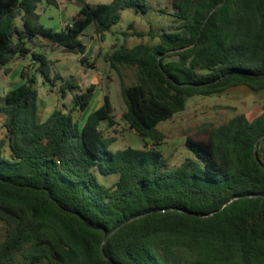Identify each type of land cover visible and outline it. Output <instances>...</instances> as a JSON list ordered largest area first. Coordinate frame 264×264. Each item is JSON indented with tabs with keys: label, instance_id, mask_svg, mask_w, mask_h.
I'll return each mask as SVG.
<instances>
[{
	"label": "trees",
	"instance_id": "1",
	"mask_svg": "<svg viewBox=\"0 0 264 264\" xmlns=\"http://www.w3.org/2000/svg\"><path fill=\"white\" fill-rule=\"evenodd\" d=\"M41 2L57 6L0 0V66L28 56L35 64L0 96V264H264V105L251 120L240 114L187 137L193 156L172 168L157 130L191 96L264 91V0H166L167 30L148 31L157 41L106 57L137 78L121 87L122 116L142 147L114 151L99 128L113 124L107 96L82 127L61 109L39 120L34 72L51 85L59 77L26 43L41 37L84 54L79 36L90 25L104 40L121 11L147 12L148 0L85 4L61 31L36 22ZM73 88L65 81L60 90ZM93 97L94 85L74 94L73 110L86 111Z\"/></svg>",
	"mask_w": 264,
	"mask_h": 264
},
{
	"label": "rangeland",
	"instance_id": "2",
	"mask_svg": "<svg viewBox=\"0 0 264 264\" xmlns=\"http://www.w3.org/2000/svg\"><path fill=\"white\" fill-rule=\"evenodd\" d=\"M56 2L57 6L45 2L38 3L35 10L36 22L53 31H61L71 23L83 5L108 4L111 0H56ZM159 3L163 8H168L166 12L157 11ZM167 4L166 0H148L150 9L147 12H135L133 9L121 11L119 22L105 34L104 40L94 33L93 26L90 25L84 34L79 36V40L84 45V54L77 50L57 47L41 37L27 41L28 48L43 53L51 61V77L56 75L59 77L55 80V85H51L39 72H34L39 120L44 121L53 110L61 109L66 113L71 112L73 118L82 127L87 115L101 106L104 96H107L112 106L113 124L101 123L99 128L103 137L109 141L108 149L114 151L125 147L141 148L140 138L129 129L122 116L126 107L121 87L136 83L135 71L120 66L113 68L106 57L122 45L133 47L139 43L157 41V38L151 39L148 31L162 28L167 30L171 20L169 16L171 9ZM21 19L20 16L14 20L18 28H22ZM83 57L86 58L85 63L81 62ZM28 65L31 70L35 68L29 56L14 58L5 66H0V96L24 81L20 71ZM65 81L73 82L77 88L66 91L63 95L60 88ZM91 85H94V97L86 111L73 110V95L85 92ZM262 105H264V91L253 92L242 85L230 87L211 96H191L187 99L182 112L157 126V130L162 135L158 148L167 159L169 168H172L183 158L193 156V153L185 147L187 137L202 138L209 129L218 127L240 114L251 120L260 114ZM2 120L0 114V139L4 136ZM148 145L151 146L153 143L148 140ZM261 147L264 152V144ZM7 152L6 150L5 153ZM114 180L115 178L108 177L105 183L111 184Z\"/></svg>",
	"mask_w": 264,
	"mask_h": 264
},
{
	"label": "water",
	"instance_id": "3",
	"mask_svg": "<svg viewBox=\"0 0 264 264\" xmlns=\"http://www.w3.org/2000/svg\"><path fill=\"white\" fill-rule=\"evenodd\" d=\"M73 21H71V23H72Z\"/></svg>",
	"mask_w": 264,
	"mask_h": 264
}]
</instances>
